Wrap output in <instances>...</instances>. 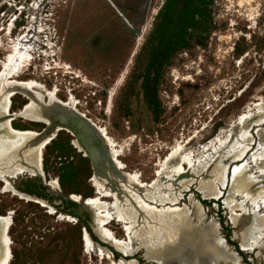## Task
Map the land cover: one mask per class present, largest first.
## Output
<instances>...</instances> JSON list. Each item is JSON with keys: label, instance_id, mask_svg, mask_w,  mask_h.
Listing matches in <instances>:
<instances>
[{"label": "rangeland", "instance_id": "1", "mask_svg": "<svg viewBox=\"0 0 264 264\" xmlns=\"http://www.w3.org/2000/svg\"><path fill=\"white\" fill-rule=\"evenodd\" d=\"M15 16L12 28L9 19ZM15 49L27 53V59L12 77L42 85L36 90L46 102L50 89L60 100L74 102L78 112L105 129L123 170L136 174L147 187L129 184L107 166L109 180L103 177L98 189L90 158L74 146L69 131L57 130L42 148L45 181L26 172L7 177L8 187L0 180V217L11 215L8 264H107L109 259L158 264L149 261L140 246L126 254L104 237L94 204L81 207L74 201L76 206L66 207L59 198L97 195L112 210L113 193L122 195V213L136 204L134 194L157 209L192 210L197 199L204 219L218 226L237 253L238 264H264V234L254 251L240 248L232 216H247L239 204L249 208V203L243 201L246 187L230 184L233 167L247 160L264 190V172L259 169L264 165V0H0V72ZM15 94L10 97V112L28 102L21 93ZM43 99L41 104L46 105ZM248 113L251 121L243 126L239 116ZM11 123L14 129L33 130L38 136L46 124L22 116ZM243 129L245 141L237 143ZM240 144L248 147L245 157L230 161ZM174 147H180V154L170 158ZM183 157L194 163L190 166ZM225 162L228 180L220 196L203 197L197 188L200 179L210 180V173ZM179 163L187 177L181 180H190L187 189L180 181L173 184ZM29 179L42 185L38 191L51 196V202L19 189ZM52 179L57 187L47 183ZM12 188L23 194H14ZM178 193L176 201L153 196L173 198ZM63 209L76 212L89 231ZM258 210L264 214L262 200ZM146 226L142 215L132 225L113 215L107 224L119 239L134 237L133 231L142 233ZM2 228L0 218V246L5 240ZM99 248L109 256L101 258Z\"/></svg>", "mask_w": 264, "mask_h": 264}, {"label": "bare ground", "instance_id": "2", "mask_svg": "<svg viewBox=\"0 0 264 264\" xmlns=\"http://www.w3.org/2000/svg\"><path fill=\"white\" fill-rule=\"evenodd\" d=\"M14 57H16L15 60ZM26 59L27 53L20 52L15 49L14 53L8 56V61L4 65V71L0 72V82L3 89L2 91H0V180L6 183V187L9 186L7 177H16L18 174L25 172L29 175H35L38 173L44 175L42 148L45 147V145L53 136H55L54 132L48 134L44 138L36 139V137L38 136V133L36 131L28 129H14L11 123L12 120L15 119L16 116H22L30 121H40L48 124L51 120V116L59 112V105L77 111L74 102H66L60 100L56 95L55 89L46 90L44 95L47 96L46 102L43 99V95L41 94V92L36 90L42 85L33 80H17L12 77L14 74H16L20 67L23 66V60ZM7 69L8 71L6 72L5 70ZM15 93H21L23 96L28 98V102H26L17 112H10V97ZM42 99L44 100L46 105L48 104L47 107L46 105L41 104ZM250 121L251 118L249 113L239 116V122L243 126L245 123H248ZM95 126L99 129L101 136H103V139L105 140V144L107 145V152L109 153V156L111 157L113 163L119 170H121V174H118V176L120 178L123 177L129 184L136 185L139 189L147 187V185L144 184L136 176V174L128 173L123 170V164L118 161L117 152L113 147V142L107 135L105 129L102 126ZM239 133L240 137L237 138V143L238 141H245L247 130L243 129V131ZM72 142L79 151L83 152L82 148L77 143L75 138ZM235 143L230 144L231 149H233V145ZM247 151L248 147L245 145H241V148L238 151H235L231 156L230 161L237 162L239 160H243ZM177 154H180V147H174L170 154V158L176 156ZM182 160L188 163L190 166L194 163H192L191 159L188 157H183ZM247 167L250 168V164L247 160L242 161L238 165L236 164L233 167L230 176V184L232 187L235 184L246 187V192L243 195V201L249 203V208H246L245 205L242 204L243 202H239V205L244 210V212H246L247 216L233 214L232 221L234 222V224H238V229L235 231V236L240 241V248L245 251H254V249L258 245V242L261 241V238L263 237L262 235L264 234V214H261L258 210V200H262L264 202V190L261 189L263 186L257 184L258 181H255V176L252 175ZM227 168L228 162L221 163L216 167L215 171H212L210 173V180H204L203 177L200 179L197 188L203 197L212 199L220 196L221 188L226 185L228 180ZM259 169L261 172H264V165H261ZM175 172L178 176L176 175L174 183L173 181L172 183L175 184L177 181H180V186L182 187V189H187L188 185L190 184V180H181L183 176H185L184 178L187 177L186 175H182L184 174V168L180 163L176 167ZM92 181L93 184L98 189H100V185L103 183L104 178L103 176L95 173ZM47 183H49L51 187L58 186V182L56 179H52ZM155 183L156 179L152 182V184ZM256 188H258L257 191ZM12 190L14 194L18 193L17 191H15V189L12 188ZM18 194L22 195L23 193L19 192ZM113 194L114 202L111 205L112 210L109 209L110 205L107 202L102 201L97 195L94 197H87L86 199L87 203L94 204L97 208L95 212V218L100 228L101 234L107 239L111 240L123 253H130L140 246L144 250V256L149 261L156 262L158 264H164L165 261H169L171 264H174L175 261L178 264H201L199 262L200 259L204 261L203 264L239 263V257L237 253L231 251V246L227 242H225L224 238L219 234L218 226L204 219V214L201 209V203L197 199L193 200L192 210L187 207H167L165 209H157V207L146 203L142 199L143 197L141 198L139 195L134 194V200L136 201V204L132 203L131 208L125 210L123 214L122 209L120 208V199L122 195H120L119 193ZM102 195L106 194L103 193ZM71 196L76 200L80 198V195ZM153 196H158V199L162 202L163 200L176 201L178 198H180L181 193H178L173 198L168 194H156ZM37 201L42 202V200L40 199H37ZM228 206L233 209L231 204ZM49 211L52 213L54 212V209L50 208ZM113 215H115L117 219L127 218L129 225H132L135 222L137 215H142L144 217L145 223L147 224L145 230H143L142 233L138 232L139 229L133 231L134 237L139 238L138 243L130 234L128 235L127 239H119L114 236L113 232L107 227V224L111 221ZM66 216L68 217V215ZM0 218L3 221L2 229L5 236V240L3 241V243H1L0 246V264H8L11 258V250L9 246L10 242L8 240L6 232L11 224V215L7 214L6 216L4 215ZM195 220L198 221V224L195 223ZM84 240L85 246L88 247L90 241L87 232H84ZM134 243L136 244V246L134 245ZM99 254L101 258H104L105 255L109 256L107 253H104V250L102 248H99ZM183 257L186 258V262L181 261ZM188 257H191L190 262H187V260L189 259ZM109 260L110 262L107 264H137L135 259Z\"/></svg>", "mask_w": 264, "mask_h": 264}, {"label": "water", "instance_id": "3", "mask_svg": "<svg viewBox=\"0 0 264 264\" xmlns=\"http://www.w3.org/2000/svg\"><path fill=\"white\" fill-rule=\"evenodd\" d=\"M58 110L59 112L51 116L50 122L48 124H45L38 138H44L48 134L54 132L56 135L57 129L67 130L71 133L72 136L75 137L84 154L90 158L95 173L109 180V174L106 171V167L108 166L112 170V172L121 174V172L115 166L111 157L109 156L105 140L103 139V136H101V133L95 126V124L91 122L90 119L85 115H82L76 110L62 105L58 106ZM35 175H38L41 181H45V177L43 174L38 173ZM80 198L81 200L77 201L73 200L70 194L68 195V199L80 203L81 207L91 208V206L87 204L86 197L82 198L80 195ZM46 204L48 206H51L50 203ZM85 230L86 228H83V231ZM121 255L126 256L123 253H121Z\"/></svg>", "mask_w": 264, "mask_h": 264}, {"label": "trees", "instance_id": "4", "mask_svg": "<svg viewBox=\"0 0 264 264\" xmlns=\"http://www.w3.org/2000/svg\"><path fill=\"white\" fill-rule=\"evenodd\" d=\"M190 4H191V2H190ZM193 14L195 16L196 14H198V12H194ZM19 189L21 191H23V192H26L28 194H33L36 197L44 198V199H47L49 202H51L52 197L51 196H48V194H46V193L39 192L38 190L39 189H43V187H42V185L40 183L35 184V181H33V180H30V179L29 180H26L25 183H24V186L22 188H19ZM85 197H87V196H85ZM85 197H82V198H85ZM59 198L61 199L62 203L66 207H72V206L74 207V206L77 205L74 201H72L70 199H65L63 197H59ZM55 207L60 209V206L58 204L55 205ZM63 210L64 211H67V212H69L71 214H74L75 216H77L81 220V222L83 223V225L85 226V228L89 231V227L86 224L85 220L84 219H81V217L78 216L76 212H71V211L65 210V209H63ZM113 253H114V256H118L119 255L117 251H113Z\"/></svg>", "mask_w": 264, "mask_h": 264}, {"label": "built area", "instance_id": "5", "mask_svg": "<svg viewBox=\"0 0 264 264\" xmlns=\"http://www.w3.org/2000/svg\"><path fill=\"white\" fill-rule=\"evenodd\" d=\"M13 18H14V20H13ZM13 18L9 19V23L12 22V28L15 27L16 16ZM1 28H3V27H1ZM12 28H11V30H12Z\"/></svg>", "mask_w": 264, "mask_h": 264}]
</instances>
